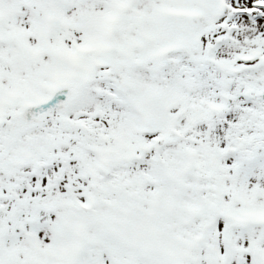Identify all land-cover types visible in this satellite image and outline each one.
<instances>
[{
	"label": "snow or ice",
	"instance_id": "6c2138e0",
	"mask_svg": "<svg viewBox=\"0 0 264 264\" xmlns=\"http://www.w3.org/2000/svg\"><path fill=\"white\" fill-rule=\"evenodd\" d=\"M0 264H264V0H0Z\"/></svg>",
	"mask_w": 264,
	"mask_h": 264
}]
</instances>
